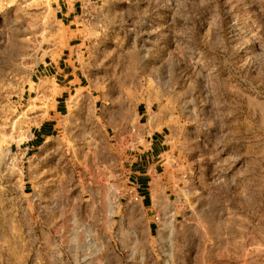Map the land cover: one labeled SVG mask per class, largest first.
Masks as SVG:
<instances>
[{
    "label": "rangeland",
    "instance_id": "rangeland-1",
    "mask_svg": "<svg viewBox=\"0 0 264 264\" xmlns=\"http://www.w3.org/2000/svg\"><path fill=\"white\" fill-rule=\"evenodd\" d=\"M0 264H264V0H0Z\"/></svg>",
    "mask_w": 264,
    "mask_h": 264
},
{
    "label": "crops",
    "instance_id": "crops-1",
    "mask_svg": "<svg viewBox=\"0 0 264 264\" xmlns=\"http://www.w3.org/2000/svg\"><path fill=\"white\" fill-rule=\"evenodd\" d=\"M68 13H71V12H67V14ZM56 108H60L59 106H56ZM155 141V143H157V139H155L154 140ZM162 143H160V145H161ZM156 145V144H155ZM152 153H154V150L153 149H151V156H150V158H153V155H152ZM158 156V155H157ZM138 175H139V177H138V179H139V181L141 182V181H143L142 179H144L143 177H145L146 175H147V173H140V172H138ZM141 185V184H140ZM140 185H138V187L140 186Z\"/></svg>",
    "mask_w": 264,
    "mask_h": 264
}]
</instances>
